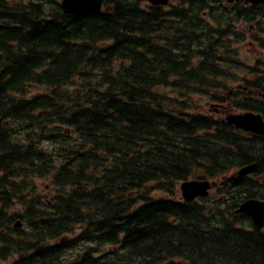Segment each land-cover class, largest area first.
<instances>
[{
    "label": "trees",
    "instance_id": "obj_1",
    "mask_svg": "<svg viewBox=\"0 0 264 264\" xmlns=\"http://www.w3.org/2000/svg\"><path fill=\"white\" fill-rule=\"evenodd\" d=\"M174 1L0 0V264H264V228L235 214L264 198V137L201 111L264 116L235 30L264 11ZM193 179L220 183L185 202Z\"/></svg>",
    "mask_w": 264,
    "mask_h": 264
},
{
    "label": "water",
    "instance_id": "obj_2",
    "mask_svg": "<svg viewBox=\"0 0 264 264\" xmlns=\"http://www.w3.org/2000/svg\"><path fill=\"white\" fill-rule=\"evenodd\" d=\"M106 0H61L60 7L64 14L81 15L88 13H99L102 10V5ZM147 2L153 6H166L169 0H139ZM229 3L238 0H227ZM245 4H259L264 0H244ZM226 122L233 125L237 129H241L252 134L264 136V120L260 114L246 112L241 114H230L226 116ZM256 165L251 164L237 170L229 181H234L237 178L249 175ZM216 187V183L206 180H191L185 181L180 185L181 199L189 202L197 198H205L209 195L212 188ZM235 214H247L252 218L253 223L260 229L264 226V199L256 200L249 199L243 202L236 210ZM17 223L15 226L18 227Z\"/></svg>",
    "mask_w": 264,
    "mask_h": 264
},
{
    "label": "rangeland",
    "instance_id": "obj_3",
    "mask_svg": "<svg viewBox=\"0 0 264 264\" xmlns=\"http://www.w3.org/2000/svg\"><path fill=\"white\" fill-rule=\"evenodd\" d=\"M173 4H176V1H173L172 2ZM236 21V20H235ZM253 24V23H251ZM249 23H246L244 22L243 20L241 21H237L235 22V30L237 32H241L242 35L244 36V32H242L243 30H247V28H249V25H251ZM239 51V55L241 56V58L243 60H246L247 63L249 64V66L253 67L255 66L257 63L256 61L257 60H263V53H259V51L256 50V47H252V46H249L247 43H239L238 46L236 47ZM240 78L243 76V75H239ZM247 78H250V75H246ZM231 86H235V85H231ZM43 91V88H38L36 86H33L31 88H29V92H30V96L32 95H36L38 92H42ZM214 102H210V101H207V100H203L202 101V107L203 109L201 110L202 113H210V114H214L216 116H220L222 113H229L227 112V110H223L221 109L220 107L218 106H214ZM232 112L230 113H240V112H236V111H233L231 110ZM37 182V185H38V190L40 191L41 190V186L45 183L43 182V180H36ZM217 183H220V181H217ZM47 191V194H52L51 192L48 191V189L46 190ZM151 198H154V199H162V198H166L168 197L166 194H163V193H160V192H152L150 194ZM180 197V190H179V195Z\"/></svg>",
    "mask_w": 264,
    "mask_h": 264
},
{
    "label": "flooded vegetation",
    "instance_id": "obj_4",
    "mask_svg": "<svg viewBox=\"0 0 264 264\" xmlns=\"http://www.w3.org/2000/svg\"><path fill=\"white\" fill-rule=\"evenodd\" d=\"M234 4H238L242 6L243 11L246 12L251 7L257 6L264 11V4H257V5H245V3L242 0L234 1L233 3L229 4L227 3V0H216L214 4V9L217 11L223 9L226 5V14H230L232 12V6ZM229 7V8H227ZM251 25H249V28L247 30H243L244 36H243V43H247L249 46L256 47V50L259 51V53H263V60H257L256 63H259L263 66L264 70V14L260 17H257L256 20L253 18ZM264 74L256 73L250 75L251 79H258L263 78ZM249 93L250 91H246ZM264 99V97H263Z\"/></svg>",
    "mask_w": 264,
    "mask_h": 264
},
{
    "label": "bare ground",
    "instance_id": "obj_5",
    "mask_svg": "<svg viewBox=\"0 0 264 264\" xmlns=\"http://www.w3.org/2000/svg\"><path fill=\"white\" fill-rule=\"evenodd\" d=\"M256 11H257V10H256ZM253 12H254V11H253ZM250 174H251V173H250ZM250 174H249V175H250ZM246 176H247V175H246ZM263 181H264V180H263ZM246 201H247V200H246ZM244 202H245V201H244ZM241 204H242V203H241ZM241 204H240V205H241ZM240 205H239V206H240ZM245 215H247V214H245ZM248 216H249V215H248Z\"/></svg>",
    "mask_w": 264,
    "mask_h": 264
}]
</instances>
